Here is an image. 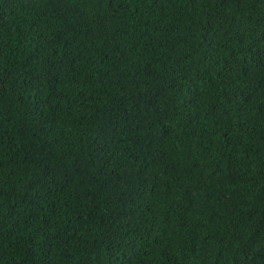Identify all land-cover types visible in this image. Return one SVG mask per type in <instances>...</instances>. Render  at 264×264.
Here are the masks:
<instances>
[{"label": "trees", "instance_id": "16d2710c", "mask_svg": "<svg viewBox=\"0 0 264 264\" xmlns=\"http://www.w3.org/2000/svg\"><path fill=\"white\" fill-rule=\"evenodd\" d=\"M0 264H264V0H0Z\"/></svg>", "mask_w": 264, "mask_h": 264}]
</instances>
